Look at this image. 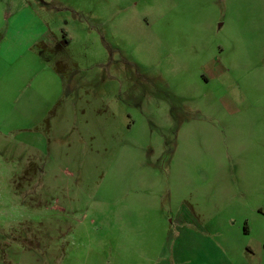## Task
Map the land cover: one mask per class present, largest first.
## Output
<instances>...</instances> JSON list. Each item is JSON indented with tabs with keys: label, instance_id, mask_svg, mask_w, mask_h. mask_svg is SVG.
I'll list each match as a JSON object with an SVG mask.
<instances>
[{
	"label": "rangeland",
	"instance_id": "obj_1",
	"mask_svg": "<svg viewBox=\"0 0 264 264\" xmlns=\"http://www.w3.org/2000/svg\"><path fill=\"white\" fill-rule=\"evenodd\" d=\"M0 40V264H264V0H0Z\"/></svg>",
	"mask_w": 264,
	"mask_h": 264
},
{
	"label": "crops",
	"instance_id": "obj_2",
	"mask_svg": "<svg viewBox=\"0 0 264 264\" xmlns=\"http://www.w3.org/2000/svg\"><path fill=\"white\" fill-rule=\"evenodd\" d=\"M7 37V36H6ZM15 42L8 40H0V59L2 60V56L9 51V47ZM1 82V80H0Z\"/></svg>",
	"mask_w": 264,
	"mask_h": 264
}]
</instances>
